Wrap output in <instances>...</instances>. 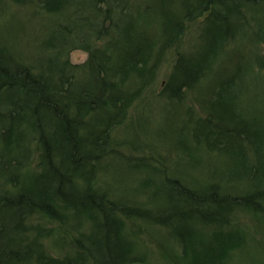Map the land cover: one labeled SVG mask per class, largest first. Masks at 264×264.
I'll use <instances>...</instances> for the list:
<instances>
[{
	"label": "rangeland",
	"instance_id": "rangeland-1",
	"mask_svg": "<svg viewBox=\"0 0 264 264\" xmlns=\"http://www.w3.org/2000/svg\"><path fill=\"white\" fill-rule=\"evenodd\" d=\"M42 3V0H0V49L32 75L43 72L66 79L69 73L68 79H73L74 82L61 87L66 103L64 110L74 116L76 122L72 123L79 128L76 132L87 137L84 144L94 145L98 148L94 156H100L91 160L93 164H84V177L100 195L105 194L106 207L108 199L117 202L121 209L123 205L139 206L147 208L152 218L144 219L135 213L106 214V219L115 217L121 223L120 233L128 241L127 255L131 257H126L127 264H191L173 234V221L170 220L172 227H166L155 223L157 218L153 219V212H164L168 206L165 177L178 176L200 192L210 188L205 184L214 182L223 192H237L242 197L255 193L264 202V132L255 144L240 134L241 123L255 126L250 122L251 117H256L260 129H264L263 2L241 3L244 17L223 8L229 13L230 32L215 45L209 41L206 30L209 22L203 21L204 16L181 19L182 0H66L63 7L54 10L45 9ZM179 19L183 26L174 34L167 23L176 25ZM124 44L134 50L130 53L133 56L128 55L118 63L114 54L118 52L119 58L124 59L125 54L118 50ZM209 46L212 62L204 65L206 74L185 88L183 97L171 92L168 88L177 83L171 79H178L174 64L179 52L188 60L194 58L195 50L202 47L208 50ZM143 47L148 54L142 55L144 62H139L137 53ZM107 55L111 56L110 60ZM57 58L65 61L62 72L55 69ZM131 58L137 61L132 68ZM100 65L111 66L104 77L110 85L97 84ZM227 79L232 86L220 99L219 82L227 84ZM114 95L122 102L118 108ZM8 96L0 91V198L6 193L13 195L20 187L29 189L32 175L42 171L41 156L59 161L52 153L56 154V145L61 147V142L49 149L44 147L46 141L32 127L27 129L25 122L18 126L22 136L14 137L16 131L9 130V119H6L9 117L5 116ZM18 102L23 107L29 103ZM76 103L83 113L78 111ZM207 117L211 119L208 122ZM27 120L33 121L34 116ZM203 121L208 124L205 126ZM76 132L72 131V135ZM257 155L262 161L261 167L254 164L258 163ZM59 162V168L67 170L69 161ZM71 179L76 182L73 195L76 191L79 194L84 178L71 175ZM67 188L64 184L61 189L68 192ZM55 191L51 186V193ZM39 195L37 190L32 194L34 201ZM79 201L85 206L80 198ZM53 202L59 213L47 216L33 211L24 224L26 233H22V238L26 242L38 238L37 245L64 264H83L86 258L79 260L76 255L90 254L84 248V252H79L81 243L87 244L98 232L86 209L88 206H82L85 211L75 213L70 208L61 211L59 201ZM229 204L227 208L222 207L218 218L210 219L221 220L226 213L227 225L225 218L220 228L210 221L199 222L202 237L212 240L219 248L214 261L264 264V212L248 204L240 205L239 201ZM24 208L22 205L19 210ZM4 211L9 223L14 222L17 213L11 219L10 210ZM98 215L99 220L104 219L103 214ZM234 230L241 231L242 239L232 234V239L227 241L225 238L231 236L224 234ZM2 234L5 235L3 230L0 264L2 258L6 264H27L22 258L15 261L6 257L10 253L9 244H16L20 235L16 233V238L5 243L7 236ZM233 240V247L224 250V245ZM74 259L77 261L73 262Z\"/></svg>",
	"mask_w": 264,
	"mask_h": 264
},
{
	"label": "trees",
	"instance_id": "trees-1",
	"mask_svg": "<svg viewBox=\"0 0 264 264\" xmlns=\"http://www.w3.org/2000/svg\"><path fill=\"white\" fill-rule=\"evenodd\" d=\"M65 1L66 0H42L43 3L41 6L48 10H54L57 8L60 9L61 6L63 7ZM182 1L183 5H181V11L184 13L181 15L183 16V18L181 19L190 20L194 17L203 18L204 16L203 21L209 22L208 26L206 27L207 32H209L210 34L209 41L214 45L218 44L219 41L221 42L223 36L230 32L227 28L230 25L227 22L229 13L225 10L230 9L232 10V12L234 11L235 16H237L238 14L240 17H244L243 9H241V3L247 2L251 3L250 5H252L254 4V1H257V5H259L260 2H263L262 4H264V0ZM230 1H232L233 4H230ZM223 8H225V10ZM181 21L182 20L180 19L177 20L176 25H174L175 22L167 23L170 31L174 34H178V28H180L179 26H183ZM224 23L225 28H223ZM125 44H127V41ZM125 44L122 45L124 48L118 49L120 51H123V53L125 54L124 59L119 58V56L117 55L118 52L114 54L115 57L118 58V63H120V61L122 62L126 60L128 58V55L131 57L133 56V54L130 55V53H132L134 50L125 46ZM116 48H118V46ZM135 48L137 49V46H135ZM211 51L212 47L210 46L208 47V50H206L205 47H202L201 49H197L194 51L195 55L193 56V59L188 60L184 59L186 56L183 55V52H179V56L174 64V74L178 77V79H176V81H174V79H171L172 82L177 83H174L175 87H172V89H168L171 92L178 93L180 95L182 94L181 96L183 97L185 88L192 86L194 83H197L206 74L204 72V65H206V63L211 65L212 59L208 56V53ZM137 54V61L139 60V62H144V56L142 55L148 53L145 52V47H143L138 51ZM106 58L110 60L111 56L107 55ZM57 60L58 64H55V69L59 72H62L64 67L63 64L65 63V61H61L58 58ZM90 61L94 63L93 60ZM137 61L133 62L131 58L130 67H134ZM110 67H104L103 65L99 66V74L96 77L97 84L99 83L101 85L103 83H106L110 85V82H107V80H105L104 78L107 74H109L108 70H110ZM67 74L68 75H66V79L55 78L53 74L43 72L39 75H32L27 70V68H21L17 62H14L12 58L8 59L4 52H2V49H0V91L6 95H10L8 96L9 98L6 101L10 109L8 108V112L5 113V116L7 115L9 117H6V119H9V130L11 131V129H14V133L16 131L14 137L22 136V133H20V129H18V126L22 122H25L27 124V129H29V127H32V129H35L37 132H39L40 136L42 137L41 139L46 141L44 147L49 149L52 145L55 146L58 142H61V147H58L56 145V154H52L54 157L57 156L59 158V161H62L64 159L69 161L67 170H64L59 168V161L56 160V162H54L52 160H46L42 155V162H40L42 164V171L35 174L34 176L32 175L33 180L30 184L29 189H22L20 187L13 195L6 193L0 198V233L1 230H3L5 235L7 236L5 239V243L7 241H12L11 239H13V237L16 238V233H18V235H20L21 237V239L17 237L18 240L16 241V244H9L10 253L7 254L6 257L13 258V260L15 261L22 258L23 260L27 261V264L63 263L62 260H57L52 255L46 254V252L39 245H37L38 243H40L38 241V238L35 241L27 242L22 238V233H26L24 224H26V222L30 219V216L32 215L31 213L33 211H35V213L43 212V214L47 216H54L56 215V213H59L60 210L55 209L56 204L54 205L53 202L54 200H56L60 203L61 211L68 210L70 208L71 210L73 209L75 213H78L80 210L85 211L83 207L88 206V208L86 209L89 210L88 212L90 214V217L92 216V218L94 219L93 221L96 224L95 229L98 232L96 233V235H93L91 237V242L87 240V244L81 243V249L84 248L85 252L87 251L90 255L85 257V253H82L84 252V250L82 249L81 251H79L82 254L76 255L77 259L81 260L82 258H86V261H84L83 264H127L126 257H128L127 259H129L130 256L127 254L130 251H128V241L125 239V236L120 233L121 230L119 225L121 223L119 219H115V217L106 219L105 216L106 214L116 215L117 212L125 214L127 216L135 213L139 217L145 219V217L148 216V210H146L147 208L143 209L139 206L134 208H127L125 205H123V209H121L118 207L117 202L115 203V201L113 200L109 201V199V206L106 207L104 205L103 199L105 198V194L101 193L100 195L99 190L97 191L93 187L92 182H87V178L84 177V164H87V166H89L90 164H93L91 160H93L95 157L98 158L100 156H94L98 148L96 149L94 145L84 144V141L87 137H84L82 134H79V132H76L79 131V128L76 126V124L72 123V121H75L74 116H71L69 113H67L66 110H64V108L66 107V103L63 97V92L61 91V87L63 86V84H70V82H74L73 79H68V76H70V74ZM93 80L96 81L95 79ZM219 83L221 89L218 90V94L220 99H223V93L228 92L230 90L229 87L232 85L230 84L229 79H227V84L225 83L223 85L222 82ZM74 86L76 87V84ZM113 97L117 100L115 95ZM21 100L25 103L29 102L28 105H33V107H28V105L26 104V106L23 107V105H20L21 103L19 104L18 102ZM117 101L118 103H115L116 108H118L122 103L119 100ZM77 106L78 103H76V107ZM22 108L23 110H25L23 111L24 113L22 112ZM77 109L79 112L83 113V111L80 109V106H78ZM75 112L76 111L74 110V113ZM33 116V121L27 120L28 117ZM207 118L208 119L206 120V122H208V120H211L209 117ZM10 119H14V122L10 121ZM203 122L205 126L206 124H208L205 121ZM250 122L255 126H247V124L241 123L240 128L242 130V133L240 134H243L245 138H248L249 142H254V144L259 143V135L264 132V129H260L261 127L258 124L256 117H251ZM72 124L75 125L73 128H71ZM6 128L7 126H5V129ZM83 128L84 127H82L81 129ZM72 131L76 133L72 135ZM1 134L2 133H0V136ZM71 136H73V139L70 140ZM206 139L208 140L209 138ZM78 142H80L81 145L78 144ZM66 144H68V146ZM78 145L81 147H79ZM258 148L259 147L257 145V149ZM257 157L258 163L256 162L254 164L260 165L261 167L262 161L259 155H257ZM52 169L54 170V172ZM256 173L257 172H255V175ZM71 175H75V177L79 176L80 178H82V180L84 178L79 194L77 193V191L74 193V195L72 193L73 187L76 182L72 181ZM164 180L165 189L168 190H166V195L169 196L167 197L165 195L168 206L166 207V210L164 212L160 211L158 213L151 210L153 212V219L157 218V220L154 222L162 224V226L166 227H172V225H170V220L173 221V226L175 225L173 227V234L176 239H179L178 241L182 245L181 249H183V253L185 252L184 255L186 256V259L188 258L191 264H225V262L217 263L214 261L213 256L217 258L216 249L219 248H217L216 243L212 240H206L204 239V237H202V229L199 227V222H201L202 220L208 222L210 221V219L218 218L219 212L223 209L222 207L227 208L228 206H231L229 204L231 202L237 204L239 201L240 205L248 204L246 206L254 207L256 211H261V213L264 212V202L261 201V195L258 196V194H256L254 196L255 193H248L242 197V194H238L237 192L235 194L232 192L229 193L227 191L223 192L222 188L220 186L218 187V185L214 182H208L207 184H205L209 185L210 188L204 189L202 192H200L199 189L197 190L191 188L192 185H189L188 183L185 184L184 180L179 178L178 176L165 177ZM64 184L65 186H68V192H65L64 189H61L63 188ZM51 186H53L56 190L53 193H51ZM32 187L33 189L31 190ZM36 190L39 191L40 195L37 197V201H34L32 194L35 193ZM79 198L82 202L85 203V206L81 204ZM22 205H24L25 208L23 210H19L20 206ZM5 209L10 210L11 219L17 213L14 222L9 223L10 221L6 219V214H4L6 213L4 211ZM151 211H149V213ZM98 214H103L104 219L99 220L100 218ZM227 216L228 215H226L225 213L221 217V220L225 218V220H223L226 221L225 225H227ZM221 220H212L210 221V223L212 222L214 224H218L220 228L221 224L224 223L221 222ZM240 232L239 230L238 232L236 230H234L233 232L228 231V233L224 235L231 237L225 239L227 241L231 240L233 237L232 234H234V236L236 235V238H239L241 240L242 236H240ZM0 239H2V237ZM239 243L240 241H237L236 244L239 245ZM234 244V240L231 243H226V246L224 245V250H227L229 246L233 247ZM74 246L76 247V245ZM234 248H236V246H234ZM224 256L225 251L223 258ZM77 259H74L73 262L77 261ZM1 262V264H6V261H4L3 258ZM67 264H69V262H67Z\"/></svg>",
	"mask_w": 264,
	"mask_h": 264
}]
</instances>
